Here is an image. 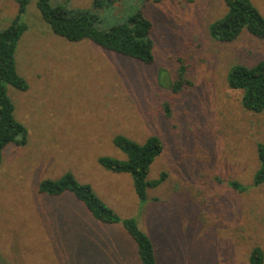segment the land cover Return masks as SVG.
Returning a JSON list of instances; mask_svg holds the SVG:
<instances>
[{"label":"rangeland","instance_id":"obj_1","mask_svg":"<svg viewBox=\"0 0 264 264\" xmlns=\"http://www.w3.org/2000/svg\"><path fill=\"white\" fill-rule=\"evenodd\" d=\"M250 1L264 18V0ZM35 3L27 6V30L15 51L28 90L7 86L27 142L2 152L0 264H140L120 224L95 221L71 194L38 193L40 181L66 172L119 218L137 221L154 243L157 264H247L252 247L264 252V185L242 194L228 185L251 184L264 113L244 110L241 91L225 81L232 65L264 58V40L246 32L233 44L210 39L208 26L226 12L222 0H116L96 12L104 30L144 6L154 41V63L145 65L54 35ZM67 3L90 10L93 0ZM14 13V0H0V29ZM181 68L187 84L173 92ZM116 135L137 143L156 136L163 144L148 179L166 177L147 202L129 175L97 162L124 159L112 143Z\"/></svg>","mask_w":264,"mask_h":264},{"label":"trees","instance_id":"obj_2","mask_svg":"<svg viewBox=\"0 0 264 264\" xmlns=\"http://www.w3.org/2000/svg\"><path fill=\"white\" fill-rule=\"evenodd\" d=\"M65 1V4L54 6L50 4L51 0H36L35 3L41 19L54 35L69 42L88 40L101 49L145 65L154 63L153 24L146 17L144 6L136 8L124 22L103 30L97 26V13L116 0H93L90 10L71 8L68 0ZM222 1L226 12L208 26L210 39L222 44H233L240 39L242 32H246L253 38L264 40V18L250 0ZM30 2L14 0L15 13L8 25L0 29V164L6 146H23L27 142V129L15 117V107L8 96L7 86L21 92L28 90L26 81L18 74L15 51L27 30L23 17ZM183 74L184 69L181 68L178 80L169 87L173 92H180L181 86L187 84ZM225 81L229 89L241 91V106L244 110L255 115L264 113V58L250 66L232 65L225 74ZM165 109L167 112L166 106ZM112 143L124 155V159L102 156L97 159L98 164L110 173L129 175L135 195L140 201L147 202L148 191L157 189L166 177L163 173L158 179H148L151 165L163 152L162 142L156 136H149L142 143H137L123 135H116ZM254 151L257 167L251 184L243 185L237 181L228 183L239 194L264 185V144L256 143ZM37 191L50 198L71 194L95 221L106 225H121L136 245L140 264H157L154 243L139 228L137 221L119 218L90 185L79 183L70 172L57 179L40 181ZM247 264H264V252L260 247L250 249Z\"/></svg>","mask_w":264,"mask_h":264}]
</instances>
